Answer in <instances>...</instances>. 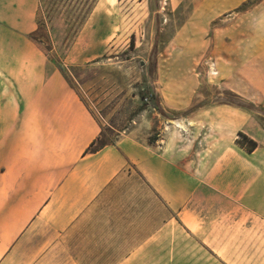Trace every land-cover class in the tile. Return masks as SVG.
Masks as SVG:
<instances>
[{"label":"crops","instance_id":"1","mask_svg":"<svg viewBox=\"0 0 264 264\" xmlns=\"http://www.w3.org/2000/svg\"><path fill=\"white\" fill-rule=\"evenodd\" d=\"M170 4L182 17L175 52L190 55L191 69L205 64L200 71L207 82L251 104L223 105L238 135L258 143L248 151L235 137L234 146L248 153L264 148V0ZM36 8L37 0H0V264L133 261V214L130 222L119 220L117 177L136 173L174 214L189 200L210 199L214 190L182 170L172 151L152 145L157 139L125 135L90 149L101 127L61 71L39 60L40 49L28 37L37 28ZM162 97V107L188 106L187 98ZM206 112L208 125L213 111ZM189 118L197 119L198 110ZM183 119L175 120L186 124Z\"/></svg>","mask_w":264,"mask_h":264},{"label":"rangeland","instance_id":"2","mask_svg":"<svg viewBox=\"0 0 264 264\" xmlns=\"http://www.w3.org/2000/svg\"><path fill=\"white\" fill-rule=\"evenodd\" d=\"M181 19L170 0H37V28L28 37L39 60L61 71L99 123L96 145L125 135L146 143L157 138L152 145L172 151L182 170L214 190L174 214L136 173L117 177L119 220L130 222L133 214L135 259L102 264H264V148L248 153L234 146L240 135L223 106L251 104L207 82L205 64L191 69L190 55L175 52ZM3 36L0 27V47ZM192 81L199 83L194 91ZM163 94L187 98L188 106L162 107ZM193 110L197 119L189 118ZM183 117L185 131L172 122Z\"/></svg>","mask_w":264,"mask_h":264},{"label":"trees","instance_id":"3","mask_svg":"<svg viewBox=\"0 0 264 264\" xmlns=\"http://www.w3.org/2000/svg\"><path fill=\"white\" fill-rule=\"evenodd\" d=\"M141 97L144 100L143 106L146 107L148 101H146L145 98L147 97V95L143 94ZM154 107L157 108L160 112H162V109L159 107V104L156 103ZM99 138L100 137H98L97 140H99ZM156 139L157 138L151 139V142L155 141ZM236 142L248 151H253L258 146V143L254 139L250 138L249 136H247L246 134L242 132H240V138H237ZM96 143L97 141H93L91 143V147H90L91 150L96 151L100 149L101 147H103L105 144H107V143H102L101 145H96Z\"/></svg>","mask_w":264,"mask_h":264},{"label":"bare ground","instance_id":"4","mask_svg":"<svg viewBox=\"0 0 264 264\" xmlns=\"http://www.w3.org/2000/svg\"><path fill=\"white\" fill-rule=\"evenodd\" d=\"M109 12H111V11H109ZM212 73V72H211ZM213 73H215V72H213ZM173 122V124L175 125V127H177V128H179V129H181V130H186V124L182 121V120H173L172 121ZM184 217V216H183ZM184 219H186V217L184 218ZM189 219V218H188ZM190 220V219H189Z\"/></svg>","mask_w":264,"mask_h":264},{"label":"built area","instance_id":"5","mask_svg":"<svg viewBox=\"0 0 264 264\" xmlns=\"http://www.w3.org/2000/svg\"><path fill=\"white\" fill-rule=\"evenodd\" d=\"M145 100L148 101V97H146Z\"/></svg>","mask_w":264,"mask_h":264}]
</instances>
